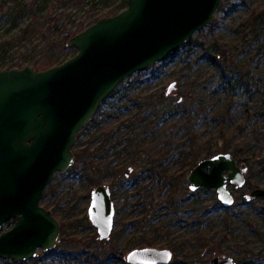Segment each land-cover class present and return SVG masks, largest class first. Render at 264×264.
I'll use <instances>...</instances> for the list:
<instances>
[{
  "label": "rangeland",
  "instance_id": "1",
  "mask_svg": "<svg viewBox=\"0 0 264 264\" xmlns=\"http://www.w3.org/2000/svg\"><path fill=\"white\" fill-rule=\"evenodd\" d=\"M58 3L0 0V69L32 64L45 51L54 65L63 62L77 49L51 42L79 21L121 11L127 0ZM263 17L264 0H221L211 23L194 32L192 43L142 70L136 83L125 78L123 89L106 99L96 122L89 120L79 130L72 147L75 152L97 149L95 173H86L74 160L44 190L41 204L63 225L56 246L38 249L20 264H77L62 255L61 243L96 232L87 215L90 191L100 183L114 195L113 228L124 230L114 242L124 254L153 246L172 251L167 264H207L224 255L234 264H264V198L245 201L240 195L251 188L229 183L234 199L224 209L214 189L192 191L186 179L199 160L241 147L245 181L251 165L252 182L264 188ZM30 20L33 29L23 34ZM49 25L55 30L48 31ZM172 81L175 88L166 93ZM11 260L0 257V264H15ZM103 264L123 262L109 257Z\"/></svg>",
  "mask_w": 264,
  "mask_h": 264
},
{
  "label": "water",
  "instance_id": "2",
  "mask_svg": "<svg viewBox=\"0 0 264 264\" xmlns=\"http://www.w3.org/2000/svg\"><path fill=\"white\" fill-rule=\"evenodd\" d=\"M221 0H127L121 11L98 18L71 36L77 52L49 68L31 63L0 69V257L25 261L37 250H52L60 221L43 205L44 190L56 172L74 162L76 134L120 81L151 67L209 25ZM175 88L169 83L166 93ZM264 165V161H263ZM246 166L231 152L199 160L187 173L190 190L214 189L223 206L233 202L228 184L245 183ZM245 201L264 198V188L242 194ZM264 209V206H263ZM115 205L108 184L90 191L88 217L107 238ZM8 221L12 225L4 229ZM168 248L135 247L130 264H167ZM214 256L207 264H234Z\"/></svg>",
  "mask_w": 264,
  "mask_h": 264
},
{
  "label": "trees",
  "instance_id": "3",
  "mask_svg": "<svg viewBox=\"0 0 264 264\" xmlns=\"http://www.w3.org/2000/svg\"><path fill=\"white\" fill-rule=\"evenodd\" d=\"M58 3V5L55 6H65L69 3L79 6L81 4V0H56V3ZM264 18V17H263ZM98 18L94 19V22L97 20ZM215 19V18H214ZM91 23H93V21H79L76 23L75 27L70 29L69 31H67L65 33V35H63L60 39L51 42L54 45H57L59 43H64V46H66V42L68 41V39L73 36L74 34H76L77 32L83 30L85 27L89 26ZM213 23H216V21L213 20ZM33 24H34V20H30L29 23L26 25V27L23 29V34H25L27 31L33 29ZM48 31H54L55 27L49 25L47 27ZM45 36V35H44ZM194 41V39L192 37L186 39L184 41V46L186 44L192 43ZM50 51V49L48 50ZM177 50L171 52L168 54V56H166L164 58V60H162L163 63L165 62L167 59L172 58ZM49 52L45 51V56H42L41 58L35 59L32 61V64L34 65L35 69L40 70V69H46L49 68L51 66L54 65L53 59L52 58H47ZM215 59V57H212ZM16 65L19 67L22 64L20 63H16ZM140 73H142V71H137L135 73H133L132 75L128 76V78L126 79H130L128 84H134L138 81V76L140 75ZM126 79H123L122 81L119 82V84L103 99L102 103H100V105L98 106L94 116L90 119L91 123H95L96 122V116L101 108V105L106 101V99L109 96H114L115 94H117L121 89L122 84L124 83V81ZM264 109V104L263 106H261ZM89 122V123H90ZM80 131L76 134V138L77 141L75 142L74 146H76L78 144L79 141V136H80ZM96 150H90L89 147H84L82 150L80 151H73L74 156H75V160L79 163H82V167H83V171L87 172H94V168H93V158L95 157L96 154ZM226 152V150H225ZM243 148L241 147H237L235 148L233 151H231L232 155L235 157V159L237 160L238 163H240L241 161H244L245 158L243 157ZM262 170H264V166L261 167ZM105 171V170H103ZM95 173V172H94ZM251 175H254V171L251 165H249V174H248V178L247 181H245L244 185H248L251 189L254 187H257L255 183L252 182V177ZM48 191V190H47ZM199 191H203V188H199ZM46 191H44V195H46L45 193ZM43 195V196H44ZM111 196L113 198V193L111 192ZM240 197H242V195H240ZM243 198V197H242ZM171 199L174 201V198L171 197ZM217 203L222 205V203L216 199ZM222 208L224 209H229V207L227 206H223ZM118 211V208H115V211ZM228 218V217H227ZM87 219V218H85ZM8 221L7 224H9ZM88 222V221H87ZM89 224V222H88ZM114 224H115V219H114ZM90 225V224H89ZM63 229V225L61 226V230ZM155 230V229H154ZM124 232L123 229H118V230H112L110 236L108 238H104V239H100L97 236V232L94 233V235L92 237L89 238H82V239H77L72 241V239H66L65 241H63V243H61L62 245V249H63V254L62 255H66V257H68V259L74 260L77 262V264H83L84 262H89V263H98V264H103L104 262H106V260L110 257L112 258V260L115 259H120L122 260L123 258V251L119 249L118 245L116 244V242H114V240L116 241ZM151 239H148V242H151ZM181 245H179L180 247ZM174 247V246H172ZM48 254V253H47ZM44 255L46 256V253H44ZM36 261V260H34ZM12 263L15 264H20L22 262L16 261V260H11ZM124 264H130L127 263L126 261H123ZM245 264V263H244Z\"/></svg>",
  "mask_w": 264,
  "mask_h": 264
},
{
  "label": "flooded vegetation",
  "instance_id": "4",
  "mask_svg": "<svg viewBox=\"0 0 264 264\" xmlns=\"http://www.w3.org/2000/svg\"><path fill=\"white\" fill-rule=\"evenodd\" d=\"M112 199H113V198H112ZM115 212H116V211H115ZM114 216H115V215H114ZM114 219H115V218H114ZM113 227H114V221H113ZM60 229H61V224H60ZM112 230H113V229H112ZM96 232H97V230H96ZM110 234H111V233H110ZM97 236L99 237L98 232H97ZM109 236H110V235H109ZM109 236H108V237H109ZM108 237H107V238H108ZM58 240H59V239H58ZM44 253H45V252H44ZM126 253H127V252H126ZM126 253H125V254H126ZM125 254H124L123 257H122V258H123V259L121 260L122 262H123V261H126V259H125ZM46 255H49V254L46 253ZM114 259H115V258H114ZM115 260H120V259H115ZM126 262H127V261H126ZM127 263H128V262H127ZM123 264H124V263H123Z\"/></svg>",
  "mask_w": 264,
  "mask_h": 264
}]
</instances>
